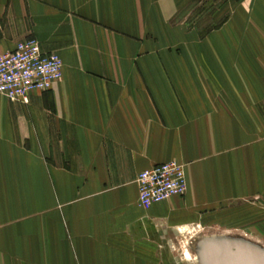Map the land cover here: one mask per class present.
<instances>
[{"label": "crops", "instance_id": "0c3cea01", "mask_svg": "<svg viewBox=\"0 0 264 264\" xmlns=\"http://www.w3.org/2000/svg\"><path fill=\"white\" fill-rule=\"evenodd\" d=\"M194 3L0 0V54L62 60L28 103L0 94V264H166L177 227L264 198V0H224L202 39ZM169 161L185 194L140 207L138 173Z\"/></svg>", "mask_w": 264, "mask_h": 264}, {"label": "rangeland", "instance_id": "374dc122", "mask_svg": "<svg viewBox=\"0 0 264 264\" xmlns=\"http://www.w3.org/2000/svg\"><path fill=\"white\" fill-rule=\"evenodd\" d=\"M223 1L198 0L197 5L194 3L184 11L183 23L197 27L202 39L204 32L227 20L228 7L222 8ZM208 239H227L264 250V198L229 200L205 212L200 219L177 227L175 245L168 244L164 262L201 264L198 253Z\"/></svg>", "mask_w": 264, "mask_h": 264}, {"label": "built area", "instance_id": "2783aa9c", "mask_svg": "<svg viewBox=\"0 0 264 264\" xmlns=\"http://www.w3.org/2000/svg\"><path fill=\"white\" fill-rule=\"evenodd\" d=\"M61 76L59 55L43 52L35 39L20 41L14 50L0 54V94L11 101L28 103L30 92L51 89ZM136 182L138 205L142 208L184 195L187 189L184 165L176 161L139 172Z\"/></svg>", "mask_w": 264, "mask_h": 264}, {"label": "water", "instance_id": "95a60500", "mask_svg": "<svg viewBox=\"0 0 264 264\" xmlns=\"http://www.w3.org/2000/svg\"><path fill=\"white\" fill-rule=\"evenodd\" d=\"M201 264H264V250L227 239H208L198 253Z\"/></svg>", "mask_w": 264, "mask_h": 264}]
</instances>
